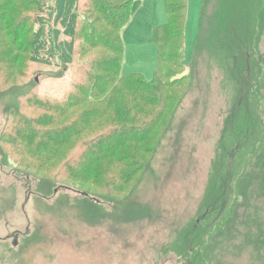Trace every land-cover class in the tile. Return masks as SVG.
I'll return each instance as SVG.
<instances>
[{
  "label": "rangeland",
  "instance_id": "obj_1",
  "mask_svg": "<svg viewBox=\"0 0 264 264\" xmlns=\"http://www.w3.org/2000/svg\"><path fill=\"white\" fill-rule=\"evenodd\" d=\"M44 3L0 0V264H264V0H188L180 57L160 65L155 91L135 100L118 87V103L136 105L123 125L142 135L121 137L120 162L95 161L86 145L119 129L114 105L105 119L85 100L55 116L108 55L45 63L30 46L32 23L54 22ZM167 11L134 0L123 74L154 79ZM26 116L53 122L44 130L85 116L90 133L32 156Z\"/></svg>",
  "mask_w": 264,
  "mask_h": 264
},
{
  "label": "trees",
  "instance_id": "obj_2",
  "mask_svg": "<svg viewBox=\"0 0 264 264\" xmlns=\"http://www.w3.org/2000/svg\"><path fill=\"white\" fill-rule=\"evenodd\" d=\"M165 2L169 18L166 24L157 27L154 31L158 57L155 77L150 81L139 73L126 75L121 72L124 54L122 34L131 20L134 0H48L50 5L46 7L44 3V8L50 19L53 17L54 22L48 26L49 28L47 27L48 29L36 28V24L32 23L34 27L31 30L33 33L31 37H34V41L30 46H39L38 50H47L49 58L43 60L45 63L49 64L50 58L59 57L61 63L69 66L74 64L75 56L84 58L91 50L97 49L103 50L108 55L94 57L90 67L85 66L84 79L60 100V108L55 107V116L58 119L64 118L68 110L83 106L84 100L93 101L92 106L98 103L99 115L95 114L94 119H105L106 115L111 113L109 110L113 105L117 110H121L119 113L123 112V116L118 120L119 129L114 130L116 131L114 135L111 134L113 129H110L107 133L103 132L98 138L86 143L87 149L90 148V152L97 155L95 161L101 160L99 157L102 156L105 159L118 158L119 160L116 161L120 162L119 150L126 144L121 138L123 135L132 139L129 143H139L142 139V135L132 136L127 126L123 125L130 118L131 113L135 112L136 105L131 100L118 103L120 100L117 96L120 89L118 87H122L121 90L126 93H131L135 100L137 95L147 96L149 92L155 91V83L160 82L158 78L160 65L165 66L168 60L172 63L175 60V54L182 49L179 44L182 39L184 40L188 0H165ZM77 42L83 45L78 47ZM177 55L179 59L180 56ZM99 98L101 100L96 102ZM142 101L146 102V98ZM25 118L29 133L22 139L29 141L28 146H33L34 142L38 141L37 148H33L31 153L33 151L39 153L43 147L45 149L52 147L50 143H53L54 147L59 146L58 149H64L66 145L71 146L75 137L90 133L88 126L91 125L85 116L75 117L72 121L69 119L56 130L41 128L52 126L53 122L49 120L42 123L40 119L37 120L33 116ZM103 192L108 197L113 195L110 190L103 189Z\"/></svg>",
  "mask_w": 264,
  "mask_h": 264
},
{
  "label": "water",
  "instance_id": "obj_3",
  "mask_svg": "<svg viewBox=\"0 0 264 264\" xmlns=\"http://www.w3.org/2000/svg\"><path fill=\"white\" fill-rule=\"evenodd\" d=\"M13 245H14V246H17V245H18L17 238L15 239V241H14Z\"/></svg>",
  "mask_w": 264,
  "mask_h": 264
}]
</instances>
